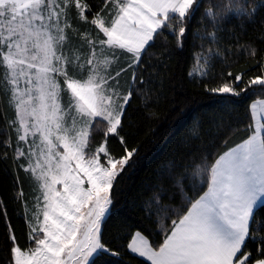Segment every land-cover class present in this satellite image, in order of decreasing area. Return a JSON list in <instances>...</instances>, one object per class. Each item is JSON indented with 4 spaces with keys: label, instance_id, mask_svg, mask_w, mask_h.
<instances>
[{
    "label": "snow or ice",
    "instance_id": "snow-or-ice-1",
    "mask_svg": "<svg viewBox=\"0 0 264 264\" xmlns=\"http://www.w3.org/2000/svg\"><path fill=\"white\" fill-rule=\"evenodd\" d=\"M103 4L93 14L91 23L107 39L89 40L91 54L84 63L76 64L64 54L68 39L65 29L70 27L66 17L75 7L79 17L87 20L85 11H92L87 3L0 0V68L5 69L11 86V101L19 100L15 152L29 160L28 167L21 164L28 171L34 148L42 146L41 154L47 152L50 176V182L46 180L44 184L43 221L38 220L36 213L38 227H31L27 248L18 246L14 233L10 235L12 260L5 264H93L101 253L118 255L103 243L101 225L110 211L114 182L134 150L125 149V156L113 159L106 145L110 135H119L124 108L132 93L118 89L117 78L126 68L115 75L99 70L101 63L110 65L112 60L108 57H115L116 53H107L103 47L97 50V44L124 50L138 64L145 46L163 29L182 39L186 23L199 11L203 0H103ZM110 4L113 8H109ZM233 10L234 6L221 2L207 8L205 15L215 27L220 20L231 19ZM258 10L253 7L251 13H246L247 18L254 19ZM207 35L213 42L218 41L216 31ZM85 63L89 66L86 78L74 71L83 69ZM128 67L134 68L135 64L129 63ZM21 80L24 89L18 87ZM241 80V75L234 77L235 82ZM248 84L264 86V76L253 78ZM208 90L239 96L246 88L224 83ZM62 94H70L63 104ZM33 100L37 101L35 105L31 104ZM26 102L31 112L23 107ZM73 109L81 118L79 128ZM28 115L34 117L31 125ZM66 117L71 118V126ZM16 124L14 120L13 125ZM101 131V143L94 151L86 150L91 133ZM30 134H39V145L35 139L28 140ZM19 142L28 145L27 152ZM5 145L12 146L9 140ZM204 171L207 190L188 200L190 207L183 213H176L171 228L164 229L163 243H149V238L137 231L127 244L128 250L150 264H264V238L255 260L246 250L247 241L255 238L250 222L257 204L264 200V123L242 143L219 155Z\"/></svg>",
    "mask_w": 264,
    "mask_h": 264
},
{
    "label": "trees",
    "instance_id": "trees-1",
    "mask_svg": "<svg viewBox=\"0 0 264 264\" xmlns=\"http://www.w3.org/2000/svg\"><path fill=\"white\" fill-rule=\"evenodd\" d=\"M82 2L92 10L85 11L87 20L79 17L75 7L66 17L70 25L65 29L68 56L76 64L84 63L91 54L89 40H106L91 23L93 14L104 6L103 0ZM221 2L234 6L232 18L222 19L214 27L205 12ZM261 5L264 0H203L199 11L186 23L182 39L163 29L146 46L138 64L124 50L97 44V50L103 47L107 53H116L108 57L112 63L107 69L102 65L101 72L115 75L126 68L117 78L118 89L132 93L124 108L119 135H110L106 147L113 159L125 156V149L134 150V154L114 182L111 209L101 226L103 243L118 255L101 253L93 264H150L128 250L132 236L140 231L150 243H163L164 229L171 228L176 213H183L190 207L188 200L207 190L204 169L252 134L251 104L264 99V86L248 84L264 76ZM253 7L259 10L250 20L246 13H251ZM213 31L217 42L207 35ZM129 63L135 67L129 68ZM88 67L85 63L83 69L74 71L86 78ZM236 75L242 76L240 82L234 81ZM224 83L246 90L239 96L208 90ZM10 89L5 69L0 68V264L12 260L9 237L13 233L18 246H29L33 223L30 210L34 212L36 199L35 179L21 167L27 166V160L15 152L18 125H13L17 113ZM63 96L66 103L69 96ZM102 138V131L93 133L89 150L94 151ZM6 140L11 147L5 145ZM250 231L255 238L247 241L246 250L255 260L264 238V203L255 210Z\"/></svg>",
    "mask_w": 264,
    "mask_h": 264
},
{
    "label": "rangeland",
    "instance_id": "rangeland-1",
    "mask_svg": "<svg viewBox=\"0 0 264 264\" xmlns=\"http://www.w3.org/2000/svg\"><path fill=\"white\" fill-rule=\"evenodd\" d=\"M65 34H66V36H67V31H65ZM68 37V36H67ZM149 44V43H148ZM108 46V45H107ZM64 54L66 55V56H68V54H69V37H68V39L65 41V43H64ZM109 47V46H108ZM145 48H146V46H145ZM69 57V56H68ZM54 63H55V61H54ZM135 63V62H134ZM103 64L101 63L100 65H99V70L100 71H102V66ZM104 66V65H103ZM107 68H109V65L106 67V69ZM58 79L59 80H63V77H58ZM20 89H24L25 88V85H24V82H23V80H21V82H20V84H19V86H18ZM10 88H11V86H10ZM65 88H66V86H65ZM63 95V94H62ZM68 96H70V94H68ZM23 99H25V101H27V97L26 96H24L23 97ZM13 103H14V106H15V109H16V113H17V108H16V105L19 103V100H16V101H13ZM37 103V101H35V100H33L32 102H31V104L32 105H35ZM63 103H65V100L63 99V101H62V104ZM23 107L24 108H27L28 109V111L29 112H31V106L29 105V103H25L24 105H23ZM73 115H75L76 116V121H77V123H76V127L77 128H79V127H81V123H80V120H81V118L79 117V114H77V113H75V110L73 109ZM26 119H27V121H28V123H29V125H31L32 123H34L35 121H34V117L33 116H31V115H28V116H26ZM18 120H19V117H18V115H17V125H18ZM66 120H67V123H68V125L69 126H71L72 125V120H71V118H69V117H66ZM95 133V132H94ZM92 134L93 133H91V136H92ZM91 136H90V140H91ZM33 139H35L36 140V143H37V145H39L40 144V140H39V134H37L36 135V137H33L31 134L29 135V137H28V140L29 141H32ZM53 139H54V137H53ZM90 145V144H89ZM89 145H88V149H86V150H89ZM20 147H21V149L23 150V151H25V152H27V148H28V145L27 144H25L24 142H20ZM42 147V146H41ZM41 147H35L34 148V155L31 157V167L29 168V171L32 173V175H33V177H34V179H35V182H36V184H35V186H36V199H35V201H34V212H33V210L31 211L30 210V212H31V214H32V227L33 226H36V227H38V223H37V219H36V213H39V216H38V220L40 221V222H42L43 221V215H42V209H43V207H44V203H45V201L43 200V194H44V184H45V181L47 180L48 182H50V176L48 175V164L46 163V157H47V152L45 151L44 152V154L42 155L41 154ZM59 151H63V149H59ZM101 156L103 155V154H100ZM23 157H25V156H23ZM26 158V157H25ZM102 158V157H101ZM27 160V166L26 167H28V165H29V160L28 159H26ZM118 168H119V165L117 166ZM121 173V172H120ZM56 187L57 188H60L61 186L60 185H56ZM85 187H87V185H85ZM112 204V203H111ZM109 208L111 209V205H109ZM110 212V211H109ZM109 212L107 213V215L109 214ZM107 217V216H106ZM105 220V219H104ZM102 226V225H101ZM40 235H43L42 233L40 234Z\"/></svg>",
    "mask_w": 264,
    "mask_h": 264
},
{
    "label": "crops",
    "instance_id": "crops-1",
    "mask_svg": "<svg viewBox=\"0 0 264 264\" xmlns=\"http://www.w3.org/2000/svg\"><path fill=\"white\" fill-rule=\"evenodd\" d=\"M107 39V38H106ZM147 46V45H146ZM250 111H251V116H252V126H253V131L255 130V128L260 124V123H264V99H258L256 101H254L251 104L250 107ZM229 151V150H228ZM264 203V200H262L261 202H259L256 206V209L262 205ZM251 225V222H250ZM150 243V242H149ZM130 251V250H129ZM133 254V253H132ZM136 256H138L137 254H134ZM139 257V256H138ZM141 258V257H140ZM144 259V258H142ZM145 260V259H144ZM150 263V262H149Z\"/></svg>",
    "mask_w": 264,
    "mask_h": 264
}]
</instances>
